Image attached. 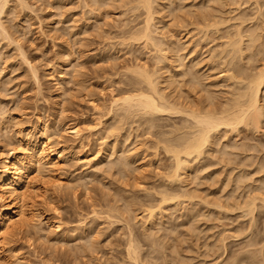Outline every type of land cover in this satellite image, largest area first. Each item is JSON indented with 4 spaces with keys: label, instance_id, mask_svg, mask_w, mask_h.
Instances as JSON below:
<instances>
[{
    "label": "rangeland",
    "instance_id": "1",
    "mask_svg": "<svg viewBox=\"0 0 264 264\" xmlns=\"http://www.w3.org/2000/svg\"><path fill=\"white\" fill-rule=\"evenodd\" d=\"M8 1L10 5L8 3L7 7L5 8V11L2 13L3 16H1V20L3 21L4 25L5 23L7 25V26L5 25V28L9 32L8 34L10 36L2 35V37H4L3 39L0 37L1 39L0 40V75H1L0 82L2 81V83H0V155L1 156L5 155L8 151L13 149L12 147L14 148L16 147L18 152H21V148L22 151H24L25 149L23 148H25L26 146L25 143L30 139L31 136H33L36 133L37 129H40L44 131L46 135L49 136L51 135L52 138L50 140H51L52 148L54 150L63 149L66 159L62 162L61 169H59L57 173L65 180L66 184L68 185H65L67 187L64 188L62 187L61 188L62 190L57 189L54 186L53 188L50 181L51 180L50 176L42 175L41 173L38 174V172L36 173L37 175L34 174V177L35 176L36 177L34 178L35 180L33 179L32 182L33 184H31L32 192H30L29 193L30 195L26 197L28 198L26 201L27 202L26 213H27V218L31 220L29 222L30 225L26 223V225H24L21 229H16L15 231H13L11 237H9L6 240V243L0 246V264H130L132 260L130 261L129 258H126L127 252L125 251L128 245L125 244H128L129 240L131 239L135 241L133 242V244H135L134 246L137 245V250L138 248L139 250L144 249V251L142 250L141 252L140 251L138 252L143 253L141 255L145 254L144 255L145 258H148V255L150 254H151L150 256L152 257H154L155 255H156L155 257H158L161 251L163 253L161 254L164 257L167 258L168 256H170L168 257L165 264H171V262L172 264H181L180 261L183 264H216L215 263L216 260H218V262L219 261L221 262L223 259H226V257H230L233 251L234 252L238 251L244 245V244L242 245V243H246V241H248L249 238L250 240L251 238L252 240L254 238L256 240L257 237L258 240L260 239L259 241H261V243H259L260 245L264 243L263 242L264 208L261 209L260 211L258 210L255 213L254 215L255 220L253 219V222L251 223L252 224L251 226L253 227H250L251 229L249 228L251 231L246 230L245 232L248 233H244L245 235L242 233L244 237L242 236L243 238L241 239V234H240L241 231L240 232L237 230L236 232L235 230L231 231L230 228H232L234 225L238 226V224L239 225L241 224L242 226L243 223L245 224L246 227L249 226L250 217L248 216L249 218L246 219L243 217L244 218L243 219V218H239L240 211L227 212L228 213L227 214L226 211L224 212V210H221L220 216L223 215V218L220 219L222 220L224 219V220L223 221L221 220L222 222L221 221L219 222L220 219L217 218L219 216L216 214L218 212L217 210L219 209L217 208L214 209V206L210 205L214 197L215 196L218 197V195L216 194H220L219 195L220 197L222 195L221 193H224L223 194L224 196L222 195L221 199L233 194L235 191H236L235 193L237 194L239 190L235 181L236 179L235 177L237 176L236 174L239 172V170L245 172L249 171L250 174H252L253 179L255 178L256 180L259 177L261 178V176L263 177L264 171L263 172L260 171L261 173H259V175L256 173L259 172V170L257 169L259 168L258 165L259 162L264 160V116L261 118L260 123L262 124L260 125L262 127L260 126V130L257 129L256 131L255 129L250 127H249L250 129L249 128L245 129L247 127L241 125L243 126V127L241 126L239 127L241 133L240 132L234 133L232 131L231 133L229 128L225 134L223 133L225 136L223 135L222 136L227 138L222 139L225 141L221 140V142L224 143L229 141V144H232V142L234 144L236 142L237 144L241 145L240 146L241 148L238 147L240 148V151H238L239 149L236 148L237 149L236 151L233 150L235 151V154L233 153L232 155L231 153V156L230 154H228L226 155V157L221 156L222 154L220 155V153L217 151V153L219 154H217L216 156L220 160H218L217 157L215 156L214 158H211L213 157L211 156L210 159L209 158L207 159V161H201L203 164L201 162L198 164V166L202 164L203 166L202 165L201 166L205 168L204 170L202 169L201 166H200L201 168H197L198 169L197 173H200V178L199 177L197 178L200 181L196 179L197 181L195 180L194 182H192L193 184H189V185L190 187L192 186V188L195 187V185H197V188L198 187L201 188V189L198 188V190H196V193H198L199 191L200 195H198V197L200 198L192 199L193 200L192 201L189 200L188 198L181 197L182 200L181 201L179 199L180 197L178 196L179 197L178 199L180 200L178 201L177 197L175 196L176 199L175 198L172 200L169 199L164 203L162 202L161 197L163 196L165 191H168L167 192L168 195L165 193L167 197H170L169 195L174 196L172 194L178 193V191L180 190L179 188L180 186L177 183L173 184L171 182L172 184H170V182L168 181L169 175H171L169 173L172 170V165L174 162L173 160H171L172 158L170 156L171 154L167 153V151L164 150L166 148L164 149L162 148L164 146L163 144L165 143L161 142L160 140H162L164 137H165L164 139H167L166 138L167 136L164 135L168 134V138L170 136H172L173 138V135H176L178 133L177 131L181 132L180 127H183L185 121L180 122L181 116L161 115L162 116L161 117L159 115H155L158 118L156 117L153 118L155 121L152 120V123L155 122L154 124L156 125H153L151 123L152 125L151 127V125L149 124L150 125L149 126L147 122V120L149 121L151 120L149 119L151 118L149 116H146L147 119L145 117H141L145 115H143L142 113H141L142 115H140L139 112H138L139 115H137V112H134L135 110L131 111L132 113L134 112L133 113L134 116H131L133 115L132 113L129 116L130 112L128 111L124 112V109H119V107L116 108L115 106L114 107L116 109L113 106L110 107V101L112 100L111 97L113 96L119 97V95L122 96L124 91L128 89H134V88L136 89V88H140L141 86L143 87L142 84L138 83L139 79L137 80L135 79L137 78V75L133 69L136 67V65H140V66L144 65L143 67L145 68L150 67L149 69L147 68L146 69L151 72L154 71L155 69L157 71L158 69L159 75L157 73L156 76L159 77L158 79L161 81V83H163V85L160 86L166 87L164 86L166 80H163L165 79L164 76L166 75H164L163 78L160 77L165 71L167 72L166 68L168 66L171 68L174 66L173 71L177 69L174 73L177 72L182 75V73L186 69H188L189 66H191L190 65L191 63H189V61L191 62L192 58L193 59L195 58L194 60H196V62L198 61L197 63H199V65L196 63V65H198L200 68L199 69L197 67L196 68L197 71L201 70L203 76H205L206 74L205 77L202 76L203 77L202 79H205L203 80V82L206 81L207 84L203 83L204 85H201L203 86V88L199 86L197 90L198 85L195 86L196 88H193L190 87L191 86L190 82H188V84L185 83V81L187 82L186 79L189 78L187 75H184L187 77L183 76V78L185 79L184 82H182L183 79L178 74L179 75L178 78L182 79V81L180 79L181 82H179L180 84L179 86H181L182 84V88L181 87L178 88V85L176 84V82L178 83L179 81L178 78H175L178 80L175 82L174 85L171 83L172 86L167 81L166 85L168 83L169 84L167 86L170 85V87L167 88V91L169 93L171 92L170 96L174 97L175 99L176 98L175 96H178L177 98H180L179 95H182L181 99L182 101H184L186 100V96L188 95L189 98L187 97V99L190 100V98H192L190 101L195 100L194 101L195 104L201 103L202 105L203 103H206L205 99L207 98L206 96H208L205 95L206 94L205 92H207L205 87L207 88V85L211 83L210 86H208L211 87V89L209 88L210 90L209 89L208 90L209 92L215 93V95L213 93L210 94H213L214 97H216L217 103L215 102L216 99L214 100V102L217 105L219 103L218 101L223 102L230 100L232 98L231 96L233 95L231 93L234 92L232 91V89L234 90V88H237L236 86L237 84L235 83L237 81H233V80L227 81L226 79L227 76L225 75V73L227 72V67H228L227 64L228 62H230V59L227 57L226 52L222 53L223 51H221L224 48L223 44L225 45L222 39H224L223 37L228 32L226 28H228L230 32L232 31L234 32L236 28H240L241 26H243V29L240 28L241 30L245 29L246 32L250 30L249 32L253 31L255 33H256L255 28H257L256 26H259V28L257 29L258 30L257 33H259L261 37H264L262 35L264 34L263 33L264 28L262 26L264 25L263 24L264 14L261 13L259 14L260 10L264 13L263 11L264 6L261 7V5H264L263 0H258L257 4L256 3L254 4L255 0H249V1L221 0L220 4H219L220 0H212V1L209 0L211 4L209 3L208 0H187V1L157 0L158 7L156 6V4L154 6L155 8L157 7L156 9L157 11L154 10L156 12L155 18L156 19L158 18L157 20H161L159 22L162 23H160L161 24L160 25L159 22H157L158 25L156 28L157 30L156 37L158 36L160 37L161 35L160 38H162L164 36V39L166 41V43H164V46H166L165 44H168L166 46L168 48H170V46L173 43H175L177 39L178 43L180 42L182 44L180 45L179 43V46L180 47L183 46L182 48L184 49L185 53L183 52V50H180L181 48L178 46L177 41H176L177 45H175L174 47L177 46L179 47L180 50L179 55L180 54L185 55L184 57L181 55L180 59H182L183 57L185 63L187 64L186 65L183 63L184 60L179 61L180 59L178 60L180 63H178L177 61L178 58L176 59V56H174L175 54L172 51L173 49H170L172 53L168 52V50L165 49V51L167 50V53H170V54H166V52L164 51L166 57H168L167 59H169V61L166 59L168 63H166V61L164 62L166 68H164L162 64L163 62L156 61V59L158 60L161 57V55L159 58H157L159 54H157L158 52L156 53V50L153 48V46L147 45L146 47L144 46L145 44L142 40H135L134 37H133L134 40L132 39V36H135L133 35L135 34L133 32L136 31V28L138 29L139 27H141V25H143V19L145 16V14L142 15L144 13L143 12L144 10L143 8H141L142 6L139 7L141 4L137 5L138 3L137 0H136L137 3L134 2L135 0L134 1L130 0L132 2H129L128 0L125 1L112 0L113 3L111 1H110L111 3L110 2L103 3L104 1L101 0L102 2L101 5L107 3L110 5V6L108 5V7L104 5L105 6L104 8L100 7L101 5H99V3H95L93 5V3H90L92 0L90 2H88V0L87 1L86 0H26L28 3L24 0L28 5V6L25 5L26 9L25 7H23V5H21L20 2H18V0H8ZM214 1L217 2L215 3ZM17 2L20 3L21 6H19ZM84 2L85 3L87 2L86 3L87 6H84L86 5ZM123 2L125 5L123 4ZM127 2H129L130 4ZM133 2L135 4L134 5L135 7L132 5ZM173 2L174 4H172ZM179 3L181 4L179 5ZM207 3H209L207 5L208 8L206 6ZM96 4H98L99 7ZM176 4L179 8L176 6ZM213 4L215 6H212ZM242 4L244 6L245 5L247 6L244 7ZM239 5H242V7H240ZM251 5L253 7H251ZM210 6H212V8ZM221 6L224 10L220 8ZM196 7L200 9H197ZM217 7L220 8L221 10L219 14L223 13L222 15L224 16V12H225V15H227L224 17L222 16V18L226 19L228 16H230L228 17L229 19L227 20L229 24L224 22V24H227V26L225 27V25L223 26L222 24L221 27H223V29L219 27L220 31L221 29L225 30L223 31L224 33L222 31L221 34H219L220 32L213 33V31L209 33L206 32L205 35L208 36V39L207 38L205 39L206 36L203 34L205 32L204 29L201 28L200 30L199 28L203 25L202 24L203 20L201 21L200 19L202 17L206 18L205 14L207 12L209 13L210 11H213V13H215L214 9L218 10ZM97 8H99L101 12ZM105 8L107 9L105 10ZM139 8H141L142 11ZM189 8H191L192 11ZM209 8H211L212 10ZM90 9H92L91 10L92 12L89 11ZM170 11L171 13L169 14ZM230 11L233 13L232 15L227 14V13H231ZM188 12L189 13L195 12L196 15L192 13L188 15ZM202 12L205 14H203ZM122 13L125 14L122 15ZM213 13L211 12L212 15ZM234 13L236 15H234ZM202 14L205 16H202ZM192 15H194L196 18ZM210 15H207V17ZM237 15L241 17V19L240 18H238L239 20L236 19L238 17ZM180 16L182 17L179 18ZM218 16L221 17V15L218 14L217 16L214 15L212 17H218ZM190 17L193 19H191ZM231 17H236V18H234V21H232L233 18ZM209 19L211 20V18ZM180 20L183 21L181 22ZM229 20H231L232 22H230ZM241 20L245 22L243 23ZM189 21H191V23H189ZM198 22L200 24H198ZM196 24L199 25L198 27L199 30L196 27L197 26ZM230 24H232V26ZM234 25H237V27L236 26H235L236 28L233 27ZM238 25L240 27H238ZM248 26L250 28H248ZM68 28H70L71 30ZM133 28L134 31L132 30ZM230 28H233L234 30ZM118 29L119 31L120 30L121 31L119 32ZM191 29L194 30V32ZM199 31H201V33H199ZM68 33L71 35H69ZM222 33H223V37L221 39L220 36H222ZM6 36L11 37L14 41L10 38L7 39L8 37L6 38ZM67 36L69 40L67 39ZM74 36L75 39H73ZM201 36H205V37H201ZM127 38H129V40ZM126 39L128 40V42H126L127 41ZM131 39L132 41H130ZM164 39L162 38L161 41L162 40L164 41ZM211 39L213 42L211 41ZM245 39H246L245 43L248 45L249 43L247 42H249V38L245 37ZM258 39L256 42H254L255 47L254 45L251 44L248 45V48L246 46L248 50L245 48L246 44L245 43L243 44L244 52H246L248 56H250L254 52L251 56L254 59L249 57L252 59V62L250 61L251 62L250 63L247 60L249 62L248 63L249 65L246 64L247 61L245 54L243 61L246 62V63L244 62L246 65L242 61L240 62L244 64L242 66L248 67V68L245 67L244 69L245 70L248 69V73L250 74L256 72L259 68L261 69L263 66L262 62H264L263 59L264 57L262 56L263 52L262 51L260 52L261 50L260 43L262 41L264 42V38H261L260 40ZM7 40L9 42H7ZM119 40L123 42V44ZM224 40H226V38ZM11 41H13L14 43H12ZM256 43L259 44V46ZM121 44L125 46H122ZM184 44H186L185 48H184ZM250 45L251 47H249ZM219 46H221L220 49L222 47L223 48L219 50ZM214 49L215 52H213ZM256 49L257 50L259 49L258 50L259 52ZM21 53L25 55V58ZM213 55H214V59H213ZM215 55L217 56V58L215 57ZM218 55L221 57H219ZM193 59H192V63L195 62ZM224 59L226 62L224 61ZM219 60H221V62L223 60V62L221 63L219 62ZM174 62H176L175 65ZM181 62L184 64L185 69H182L183 65L181 66ZM201 62H206V63L204 64ZM177 63L178 65L180 64V66H178ZM160 65L162 66L160 67ZM220 65H222L223 68ZM154 66L155 67L159 66V67L155 68ZM32 67L35 70H33ZM160 68L161 70H159ZM244 69H242V71H244ZM221 70H223V72ZM128 71L129 72L132 71L131 73L133 76ZM201 72L199 71L198 73L202 75ZM207 74H209V77H207L208 76ZM135 80L137 81L136 83ZM118 81L122 83L119 82L120 83L119 84L117 83ZM225 82L227 84H225ZM244 83H242L241 85H243ZM185 84L187 85V87ZM188 86L190 88H188ZM223 86L224 87L228 86V87L225 89ZM175 87H177L175 89L177 90V93L174 90ZM222 87L224 89H222ZM200 88L205 91L199 93L201 92ZM212 88L215 90L211 91L213 90ZM186 89H188V92ZM228 89L229 91L232 92H229ZM191 90L194 91V93ZM220 90L221 92L225 91L223 92L224 97L221 96L222 94ZM167 91L165 92L167 93ZM180 91H183L184 93L181 92L180 94ZM172 92L173 94H179V95H172ZM185 92L187 94L186 96L184 95L185 96L184 97L183 94H185ZM197 92L199 93L200 97L205 95V98L197 97L198 95ZM188 93H190V95ZM191 95L193 96L190 97ZM262 95L264 98V94ZM195 98L199 100V102L200 100L201 101L205 100V101L198 103ZM226 98L227 99L230 98V99L225 100ZM263 100L262 103L264 102ZM208 102L209 100L207 101V103ZM115 110L116 112H114ZM121 112H124L125 114ZM127 112L129 114H127ZM120 115H121L120 118L121 120L119 119L120 120L119 121L118 118L120 117ZM138 116L140 118H138ZM122 117L125 120V122L122 119ZM133 117L135 118L133 119ZM161 118L163 119L161 120ZM182 118L184 119V117ZM114 119L116 121H114ZM127 119L130 120L127 121ZM121 121H123V123ZM116 123H118V126L115 125L114 128L113 125ZM181 123L184 124L180 126ZM130 124L132 125L131 129H129ZM144 125H146V127ZM68 126L76 127L78 130H80L79 135L75 137L73 134L71 135L70 133L69 134L64 133L65 132L64 129ZM147 126L149 128L151 127L152 129L149 130ZM171 126L173 127L172 130H175V128H179L180 130L177 129L176 132L174 131L176 134L173 133L172 135ZM165 131L167 132V134ZM161 132H164L165 134ZM161 134L162 137L160 136ZM158 140L161 142L160 144ZM243 142L245 143V145H248V148L246 146L247 149L246 150L244 149L245 150L244 152L242 149V145H244ZM127 148L128 150H126ZM119 150H122L123 152L122 151L120 152ZM125 151L129 152V153L127 152L130 155L129 160L127 159L128 155H126L127 153ZM120 153L124 155H121ZM207 153H205V155ZM123 156H125L126 158L124 159V161L126 160L125 161L127 163L126 165L124 164V161L122 163ZM207 157L208 155L205 158ZM130 158L133 161H131ZM205 158H203L202 160H205ZM227 158H229L228 160L229 163L225 162ZM208 160L210 161V163L211 160L212 162H215V160L220 162L216 161V164L212 163V165L211 164L208 165L206 164L207 162L209 163ZM115 161H117L118 163ZM131 162L134 163V165H131L132 164ZM142 164H144V166L140 168L139 166H141ZM122 166L124 168H122ZM87 167H93L94 170L92 169V171L91 170L89 171ZM199 169L200 171L201 170L202 171L200 172ZM256 170L258 171L255 173ZM167 174H169L168 178H166ZM212 174L214 177L212 176ZM210 175L211 178L213 177L212 179L208 178L210 177ZM197 182L201 184L199 185V183ZM222 186L224 188H222ZM163 187L166 188V190L164 189V192L158 190L161 188L163 189ZM177 188L179 189L177 190ZM248 189H249L248 187L244 188L243 190L240 189V193L245 194V192H247ZM181 191L182 190L179 191V194H182ZM170 192L172 193L170 194ZM205 197L207 199H205ZM201 198L205 200L210 199L209 205L210 207L211 206L212 207L211 208L206 207L207 209L203 210L205 209L203 208L205 206L202 205ZM224 199L226 200V198ZM188 200L190 202L191 201L194 202L195 205L201 200L200 202L201 204L196 205V206L202 205V208H200L201 210L199 211ZM159 201L161 202L159 203ZM159 205L163 207L160 208L161 210L159 209L160 213L156 211L158 210ZM191 207L193 208L195 207L193 211L196 212L197 211L202 212V210L206 212L207 210H209L210 211L209 213L211 214V210H214L212 212H216V213L211 214L212 215V216L210 215L211 217L208 216L209 218L207 217L203 220L201 219L202 217H200L202 215L200 216L198 215L197 217L198 219L195 217L197 219L196 220L195 218H192V216H197V215L192 214ZM148 208L153 209L157 213V216L159 217L162 216V218L158 217L157 218L158 221L157 220L152 221L148 219L149 221H152L150 223L147 220V218H149L147 217L148 211L146 212V210H149ZM189 208L191 210H189ZM128 209H130L131 211ZM127 210L130 212H128ZM188 210L191 211L189 213L192 214V216L190 215L191 218L190 216L185 214V213L188 214L189 212ZM196 212H194V214H197ZM226 214H227V218L225 217ZM126 216L128 217L129 220L126 218ZM124 217L128 221V223L130 222L129 224L126 223ZM240 217L242 216L240 215ZM192 219L195 220L193 221ZM158 222L161 223V226L159 227L157 224ZM192 223H194V226ZM56 225H59V228H55ZM229 225L230 226L233 225V226L229 227ZM192 226L195 228H193ZM144 228L145 230L147 229L148 230L145 231ZM160 228L162 230H160ZM194 229L195 231L197 230L196 233L194 232ZM224 230L226 232H224ZM148 231H149V237L152 236L151 238L152 241L154 240L153 236L156 235L155 238L158 237L156 238L157 242L159 243L160 241H162V243H160L159 245L161 244L164 245L169 243V245H172L171 248L173 246H176L177 249L178 248L179 249L178 250L176 249V251L172 249L173 250L172 252L170 248H168L169 246L167 245L166 248L165 245L164 247L166 249L164 248L163 250H161V248H163V245H161L159 251L157 250V254H159L157 256L156 252L151 249L154 247V245L157 244V242L156 244H154L155 242H153L154 244L153 247L149 245V243H151V239L150 238L148 239V233H147ZM151 231H153L154 233ZM249 232L252 234H250ZM168 233L170 236L167 235ZM222 233L227 234L225 238L228 236L225 242L226 244H228L226 248L227 255L225 254V252H222L224 250L223 247L218 248V250L220 249L219 251L215 249V251L219 252L217 254L213 253V250L212 252L210 251L213 244L219 245L222 243L219 240L224 238L225 234L223 235ZM168 239H170L169 241H171V243L168 241ZM217 240H219L220 243H216ZM260 245L257 244V246H255L256 248L255 247L254 248L260 249L259 248ZM262 250H263L262 257L264 258V247L262 248ZM205 251L206 252L208 251L207 254ZM144 252L149 254L147 255ZM175 252L178 254H176ZM164 253H166L167 255ZM212 253L216 255L213 256ZM220 253H222V255ZM163 256L160 255V257ZM139 257L141 256L139 255ZM172 257H173V261L171 260ZM174 257H176V259ZM143 258L141 259V262L144 261ZM166 258L164 259L166 260ZM127 260L130 262H128ZM157 261H159L158 263L161 264L160 260L157 259ZM168 261L169 263H167ZM250 261L251 260L249 259V261L246 262H250ZM163 263L164 262H162V264ZM262 263L264 264V262Z\"/></svg>",
    "mask_w": 264,
    "mask_h": 264
},
{
    "label": "bare ground",
    "instance_id": "2",
    "mask_svg": "<svg viewBox=\"0 0 264 264\" xmlns=\"http://www.w3.org/2000/svg\"><path fill=\"white\" fill-rule=\"evenodd\" d=\"M26 1V0H25ZM24 0H18V2H20L21 3V5H23V7H25V9H26V6H28L27 4H26V2H25ZM87 1V0H86ZM91 0H88V2H90ZM93 1H95V2H93ZM104 2L103 3H106V2H112V0H103ZM115 1V0H114ZM119 1V0H118ZM125 1V0H124ZM129 2H132V1H130V0H128ZM134 1V0H133ZM156 1V2H155ZM162 1H164V0H162ZM176 1V0H175ZM181 1V0H180ZM183 1V0H182ZM187 1V0H186ZM209 1V0H208ZM212 1V0H211ZM242 1H244V0H242ZM249 1V0H248ZM264 1V0H263ZM12 2V1H11ZM17 2V4H19V6H21L20 5V3H18ZM110 2V3H111ZM129 2H127V3H129ZM134 2H136V0L134 1ZM134 2H133V6L135 5L134 4ZM138 2V3H137ZM137 5H139V4H141L139 7H141V8H143V14L142 15H144L145 14V16H144V19H143V25H141V27H139L138 29L136 28V31L135 32H133V33H135V34H133V35H135V36H132V39H133V37H134V39L135 40H142L143 42H144V46H146L147 47V45H149V46H153V48L156 50V53L157 54H159V56L157 57V58H159L160 57V55H161V57L157 60L156 59V61H160V62H163L162 64H163V66H164V68H166L165 67V65H164V62L166 61V59L168 58V57H166V54H170V53H167V50H168V52H171V50L170 49H173L172 51H173V53L175 54L174 56H176V59H177V61L181 58V55L182 54H180L179 55V52H180V50H183V52H184V49L182 48L183 46H179V43H178V40L176 39V41H177V44H178V46L181 48L180 50H179V47L177 46V47H174L175 45H177L176 44V41H175V43H171L170 41V43L173 45V47H172V45L170 46V48H168V47H166L168 44H165L166 46H164V43H166V41H165V39H164V36L162 37L163 39H164V41L162 40L161 41V39L162 38H160L161 37V35H160V37L158 36V37H156V28H157V22H159V21H161V20H157L156 18H155V16H156V12L154 11V10H156L157 9V0H137ZM215 2V1H214ZM213 2V3H214ZM217 2V1H216ZM215 2V3H216ZM220 2H221V0L219 1V4H220ZM241 2V1H240ZM239 2V3H240ZM8 3H9V1L8 0H0V37L3 39L4 37H2V35L3 36H5V35H8V36H10L8 33V31L6 30V28H5V25H6V23H5V25H4V23H3V21L1 20V16H3L2 15V13L5 11V8L7 7V5H8ZM28 3V2H27ZM82 3V2H81ZM85 3V2H84ZM87 3V2H86ZM85 3V4H86ZM90 3H93V5L95 4V3H99V5H101V0H92ZM104 4L105 6H107L108 7V5L109 4ZM113 3V2H112ZM116 3V2H115ZM161 3V2H160ZM166 3V2H165ZM182 3V2H181ZM181 3H179V5L181 4ZM209 3H210V1H209ZM209 3H207L206 4V6L209 4ZM235 3V2H234ZM242 3V2H241ZM243 3H245V2H243ZM246 3H248V2H246ZM250 3V2H249ZM257 4L258 3V0H255V2H254V4ZM13 4H14V2H13ZM16 4V3H15ZM16 4V5H17ZM119 4V3H118ZM123 4H124V2H123ZM130 4V3H129ZM155 4H156V8L154 7L155 6ZM164 4V3H163ZM172 4H174V2L172 3ZM211 4V3H210ZM218 4V5H219ZM231 4V3H230ZM261 4H263V3H261ZM9 5H10V3H9ZM26 5V6H25ZM58 5V4H57ZM98 7H99V5L98 4H96ZM103 4L100 6V7H105ZM112 5V4H111ZM125 5V4H124ZM131 5V6H132ZM136 5V6H137ZM162 5V4H161ZM222 5V4H221ZM236 5V4H235ZM243 5V4H242ZM242 5H239L240 7H242ZM260 5V4H259ZM259 5H257V6H259ZM18 6V5H17ZM29 6H30V4H29ZM84 6H87V4L86 5H84ZM84 6H82V7H84ZM110 6V5H109ZM127 6H129V5H127ZM176 6H177V4H176ZM183 6V5H182ZM188 6V5H187ZM212 6H215L214 4L212 5ZM212 6H210L211 8H212ZM244 6V5H243ZM247 5H245L244 7H246ZM264 5H261V7H263ZM10 7V6H9ZM22 7V8H23ZM90 7V6H89ZM94 7V6H93ZM121 7H123V6H121ZM125 7V6H124ZM135 7V6H134ZM133 7V8H134ZM138 7V6H137ZM136 7V8H137ZM163 7H164V5H163ZM171 7V6H170ZM178 7V6H177ZM203 7V6H202ZM229 7V6H228ZM251 7H253L252 5H251ZM250 7V8H251ZM88 8V7H87ZM127 8V7H126ZM125 8V9H126ZM131 8V7H130ZM141 8H139V9H141ZM162 8V7H161ZM160 8V9H161ZM179 8V7H178ZM182 8V7H181ZM192 8V7H191ZM191 8H189L190 10H191ZM197 8V7H196ZM195 8V9H196ZM207 8H208V6H207ZM211 8H209V9H211ZM218 8V7H217ZM216 8V9H217ZM221 9H223L222 8V6L220 7ZM220 8H218V10H215L214 9V12L215 13H217L218 15H221V17H212V16H214V15H216L217 16V14H215V13H213V11H210L208 14L206 13V11H205V13H203V14H205V15H203L202 14V16H205L206 18H211V20L209 19H206V18H199L202 22V26L201 27H199V25H197L196 27L198 28H200V30H201V28L202 29H204V35L206 34V32L207 33H209V32H212L213 31V33L214 32H220L219 34H221V31L223 32V31H225V30H222L223 29V27H221L222 26V24H223V26L225 25V27L227 26V24H229V22L227 21L229 18L228 17H230V16H228L226 19L225 18H222V14L220 13L219 14V12H221V10H220ZM249 8V7H248ZM21 9V8H20ZM24 9V8H23ZM28 9V8H27ZM30 9V8H29ZM98 10H100L99 8H97ZM102 9V8H101ZM107 8H105V10H106ZM138 9V10H139ZM163 9V8H162ZM197 9H200V8H197ZM231 9V8H230ZM242 9V8H241ZM247 9V8H246ZM259 9V8H258ZM9 10V9H8ZM11 10H12V7H11ZM14 10V9H13ZM84 10V9H83ZM92 9H90L89 11H91ZM212 10V9H211ZM224 10V9H223ZM233 10H235V9H233ZM260 10V9H259ZM258 10V11H259ZM263 10V9H262ZM10 11V10H9ZM15 11V10H14ZM24 11V10H23ZM88 11V10H87ZM94 11V10H93ZM126 11V10H125ZM141 11H142V9H141ZM157 11V10H156ZM188 11V10H187ZM192 11V10H191ZM197 11V10H196ZM199 11V10H198ZM202 11V10H201ZM209 11V10H208ZM218 11V12H217ZM229 11V10H228ZM243 11V10H242ZM257 11V12H258ZM264 11V10H263ZM92 12V11H91ZM100 12H101V10H100ZM103 12H104V10H103ZM107 12V11H106ZM134 12V11H133ZM138 12V11H137ZM154 12H155V14H154ZM211 12L213 13V15L211 14ZM231 12V11H230ZM235 12V11H234ZM241 12V11H240ZM13 13V12H12ZM87 13V12H86ZM90 13V12H89ZM94 13H96V12H94ZM171 13V11L169 12V14ZM173 13V12H172ZM186 13V12H185ZM190 13H192V12H190ZM189 12H188V15L190 14ZM201 13V12H200ZM264 14L261 10L259 11V14ZM4 14H6V13H4ZM123 14H125V13H122V15ZM178 14V13H177ZM192 14H195V12H193ZM198 14V13H197ZM212 16H211V15ZM227 14H233L232 12L231 13H227ZM173 15V14H172ZM196 15V14H195ZM200 15V14H199ZM207 15H210V16H208L207 17ZM234 15H236L235 13H234ZM255 15V14H254ZM254 15H253V17H254ZM120 16H121V14H120ZM135 16V15H134ZM158 16V15H157ZM192 16H194V15H192ZM224 16H227V15H225V12H224ZM223 16V17H224ZM238 16V15H237ZM6 17V16H5ZM90 17V16H89ZM136 17V16H135ZM141 17V16H140ZM143 17V16H142ZM174 17V16H173ZM176 17V16H175ZM182 16H180L179 18H181ZM195 17V16H194ZM198 17V16H197ZM261 17H262V15H261ZM177 18V17H176ZM191 18V17H190ZM196 18V17H195ZM213 18V19H212ZM231 18H233L232 19V21H234V18H236V17H231ZM238 18H240L241 19V17H237L236 19H238ZM244 18H246V17H244ZM252 18V17H251ZM256 18V17H255ZM123 19V18H122ZM126 19V18H125ZM137 19H138V17H137ZM140 19V18H139ZM191 19H193V18H191ZM206 19V20H205ZM259 19H260V17H259ZM259 19H258V21H259ZM263 19V18H262ZM4 20V19H3ZM89 20V19H88ZM101 20V19H100ZM136 20V19H135ZM184 20V19H183ZM182 20V21H183ZM199 20V21H200ZM227 22H226V21ZM239 20V19H238ZM244 20V19H243ZM247 20V19H246ZM253 20V19H252ZM251 20V21H252ZM126 21V20H125ZM179 21V20H178ZM181 21V20H180ZM181 21V22H182ZM196 21H197V19H196ZM230 22H232L231 20H229ZM237 21V20H236ZM242 21V20H241ZM257 21V22H258ZM264 21V20H263ZM96 22V21H95ZM124 22V21H123ZM224 22L225 23H227V24H224ZM243 23L245 22V21H242ZM256 22V23H257ZM160 23H162V22H159V24ZM189 23H191V21H189ZM194 23V22H193ZM242 23V24H243ZM263 23V22H262ZM96 24V23H95ZM129 24V23H128ZM138 24V23H137ZM141 24V23H140ZM165 24V23H164ZM198 24H200L199 22H198ZM241 24V25H242ZM249 24V23H248ZM264 24V23H263ZM116 25V24H115ZM123 25V24H122ZM130 25V24H129ZM161 25V24H160ZM192 25V24H191ZM231 26H232V24H230ZM244 25V24H243ZM252 25H253V23H252ZM7 26V25H6ZM120 26V25H119ZM163 26V25H162ZM168 26V25H167ZM237 27V25H234L233 27ZM254 26H256V25H254ZM263 26V28H264V25H262ZM63 27V26H62ZM70 27V26H69ZM121 27V26H120ZM128 27V26H127ZM127 27H126V30H127ZM131 27V26H130ZM129 27V28H130ZM136 27V26H135ZM170 27V26H169ZM193 27H194V25H193ZM219 27H221L222 29H221V31H220V28ZM235 27V28H236ZM238 27H240L239 25H238ZM253 27V26H252ZM257 28H255V30H256V33L255 32H253V31H251V32H246L245 31V29L244 30H241V29H243V26H241L240 28H236V30H234L233 28H230V29H233L234 30V32L232 33V32H230L229 31V29L228 28H226L227 30H228V32H229V34H228V32L225 34V36L223 37V33H222V36H220L219 34V36H220V38L222 39V37L225 39L226 38V40H224V39H222V41L225 43V45L223 44V50H221L220 49V47L221 46H219V50H221V51H223L222 53H224V52H226V55H227V57L230 59V62H228V67H227V74L225 73V75L227 76L226 77V79H227V81L228 80H233V81H237V82H235L234 84L237 86V88H234V90L232 89V91H234L233 93H231V94H233L230 98H228V99H230V100H228L227 98L225 99V100H228V101H218L219 103H218V105L216 104L217 102V99H216V97H214V95H215V93H213V92H209V90L211 89V87H208V86H210V84L211 83H209V85H207V88L205 87V89H206V91L207 92H205L204 94L205 95H208V96H206L207 98L205 99L206 100V103H203L202 105H201V103L200 102H203V101H205V100H203V101H201L200 100V102H199V100H197L196 98L197 97H200V95H199V93H202V91H205V90H203V89H201L200 91L201 92H197L198 93V95H197V97L195 98L196 99V101L198 102V103H200V104H195L194 103V101L195 100H193V101H190L192 98H190V100L189 99H187V97L189 98V96L187 95L186 96V92H185V94H183V96L185 95L186 96V100H184V101H182V99H181V96L182 95H179V94H173V92H172V95H179V97L180 98H177L178 96H175L176 98L174 99V97H172V96H170L171 94V92L169 93L168 91H167V88H169L170 87V85L172 86V84L174 85L175 84V82L179 79V81H178V83L176 82V84L178 85V88L179 87H181L182 88V84H181V86H179L180 84H179V82H181L182 81V79H183V81L182 82H184V79L185 78H183V76L184 75H187L189 78H187L186 80H187V82L185 81V83H187L188 84V82H190L191 83V86L190 87H193V88H196L195 86L196 85H198L197 86V90H198V88H199V86H201V85H204L203 83H206L207 84V82L205 81V82H203V80H205V79H202L203 77H205L206 76V74H205V76H203V74H202V72H201V70H199L200 72H201V74L202 75H200L198 72L199 71H197V67L199 68V63H197L196 62V60H194L193 58V60L195 61L194 63H192V59H191V62L189 61V63H191L190 65L191 66H189L188 67V69H186L183 73H182V75L181 74H179V73H174L175 71H173L174 70V66L171 68V67H169L168 66V64H167V74L164 72L163 74H162V76H160V77H162L163 78V76L164 75H166V76H164V78L165 79H163V80H166V83H167V81L170 83V85L169 86H167L166 85V83H164V86H166V87H163V86H160V85H163V83H161V81L158 79L159 77H157L156 75H157V73H158V69H157V71H156V69L154 70V71H149V70H147V69H149V68H145V67H143V66H140V65H136V67L133 69L134 70V72L136 73V75H137V78H135L136 80L137 79H139V81H138V83L139 84H142L143 85V87L141 86L140 88H134V89H128V90H125L124 91V93H123V95L121 96V95H119V97L118 96H113V97H111L112 98V100L110 101V107L111 106H115L116 108H118L119 107V109H124V112L125 111H128V112H130V114L127 112V114H129V116L131 115V111L133 110H135L134 112H137V115H145V116H141V117H145L146 119H147V117L146 116H149V117H151V118H149V119H151L150 121L149 120H147V122H148V125L150 124L151 125V123H152V120L153 121H155L153 118H155L156 116L155 115H159V116H161V115H172V116H181V119H180V122L182 121H185V124L184 123H181V125L180 126H182L183 124V127H180V129H181V132H179V131H177V129L178 130H180L179 128H175V130H172L173 129V127L171 128V134L173 135V133H175L176 131L178 132L176 135H173V138H172V136H170L169 138H168V134H167V132H166V134L167 135H164V136H167L166 138L167 139H162V140H164V141H162V140H160V137H159V140L161 141V142H163V143H165V144H163L164 146L162 147L163 149L164 148H166V149H164L165 151H167V153H169V154H171L170 156L172 157L171 158V160H173V165H172V170H171V172L169 173V174H171V175H169V174H167V177L166 178H168V175H169V179H168V181L170 182V184H174V183H177V184H179V188H180V190H182L181 192H182V194H179V191H178V193H176V194H172V195H174V196H171V195H169L170 197H167V192L168 191H165V193L167 194H163V196L161 197V200H162V202H166V201H168L169 199H174L175 198V196L177 197V200L178 201H180L181 200V197H184V198H188L189 200H192V199H195V198H200V197H198V195H200V193H199V191H198V193H196V190H198V188L199 189H201L200 187H198L197 188V185H195V187H193L192 188V186L190 187V185L189 184H193L192 182H194L196 179L198 180V178L197 177H199L200 178V173H197L198 172V169L197 168H201L203 165V163L201 162V161H207V159L209 158L210 159V157L211 156H213V157H211V158H214V156L215 157H217L216 155L217 154H219L220 153V155L221 156H224V157H226V155H228V154H230V156H231V153H232V155H233V153L235 154V151L237 150L236 148H238V147H240L241 145H239V144H237L236 142L233 144V142H232V144H229V141L228 142H224V143H222L221 142V140L222 139H225V138H227V137H223V136H225L224 134L228 131V128L230 129V132L232 131V132H234V133H238V132H240V129H239V127L241 126V125H243V126H245V127H247V128H245V129H248L249 127L250 128H253V129H255L256 131H257V129L258 130H260V124H262V123H260L261 122V118L264 116V102L262 103V100L264 99L263 98V95L262 94H264V62H262V64H263V66H262V68L260 69H256L257 71L256 72H253V73H248V69L247 70H245L244 68L246 67H244V66H242V65H244L246 62L245 61H243V59H244V54L246 55V61L248 60L249 62L251 61L252 62V59H254L253 57H251L252 56V54L254 53H250L251 55L250 56H248L247 54H246V52H244V43L246 42V39H245V37H248L249 38V42H247V43H249V44H251V45H254V42H256L257 41V39L258 40H260L261 38H264V37H261L260 35H259V33H257L258 32V28H259V26H256ZM261 27V26H260ZM8 28V27H7ZM54 28V27H53ZM67 28V27H66ZM71 28V27H70ZM70 28H68V29H70ZM123 28H125V27H123ZM171 28V27H170ZM199 28H198V30H199ZM247 28V27H246ZM248 28H250L249 26H248ZM9 29V28H8ZM57 29V28H56ZM121 29V28H120ZM155 29V30H154ZM168 29V28H167ZM54 30V29H53ZM71 30V29H70ZM133 31H134V28L132 29ZM131 30V31H132ZM164 30H166V29H164ZM172 30V29H171ZM192 30V29H191ZM251 30H252V28H251ZM64 31V30H63ZM68 31V30H67ZM118 31H119V29H118ZM121 31V30H120ZM119 31V32H120ZM163 31V30H162ZM161 31V32H162ZM187 31V30H186ZM193 32H194V30H192ZM203 31V30H202ZM244 31V32H243ZM128 32V31H127ZM168 32V31H167ZM174 32V31H173ZM196 32V31H195ZM261 32H262V30H261ZM123 33H124V31H123ZM129 33H131V32H129ZM160 33V32H159ZM163 33V32H162ZM182 33H184V32H182ZM197 33V32H196ZM199 33H201V31H199ZM264 33V32H263ZM66 34H67V32H66ZM69 34V33H68ZM73 34V33H72ZM171 34V33H170ZM178 34V33H177ZM211 34V33H210ZM69 35H71V34H69ZM129 35V34H128ZM215 35H216V33H215ZM263 36H264V34H262ZM8 36H6V38L8 37ZM15 36V35H14ZM13 36V37H14ZM119 36H121V35H119ZM126 36H127V34H126ZM187 36V35H186ZM206 36V35H205ZM205 36H201V37H205ZM212 36V35H211ZM261 38H260V37ZM166 37V36H165ZM180 37V36H179ZM12 39L11 37H8L7 39ZM130 38V37H129ZM129 38H127L128 40H129ZM159 38H160V40H159ZM168 38V37H167ZM175 38H177V37H175ZM188 38H189V35H188ZM208 39V36H206L205 37V39ZM217 38V37H216ZM67 39H68V36H67ZM73 39H75V36H74V38ZM124 39V38H123ZM126 39V40H127ZM132 39L130 40V41H132ZM133 39V40H134ZM169 39V38H168ZM178 39H180V38H178ZM1 40V39H0ZM13 40V39H12ZM69 40V39H68ZM125 40V39H124ZM128 40L126 41V42H128ZM170 40V39H169ZM172 40H173V37H172ZM202 40V39H201ZM215 40V39H214ZM248 40V39H247ZM14 41V40H13ZM13 41H11L12 43H14ZM120 41V40H119ZM183 41V40H182ZM209 41H210V39H209ZM208 41V42H209ZM211 41H212V39H211ZM226 41V42H225ZM262 41V40H261ZM261 41H259V42H261ZM7 42H9L8 40H7ZM10 42V43H11ZM121 42V41H120ZM119 42V43H120ZM125 42V43H126ZM174 42V41H173ZM213 42V41H212ZM122 44H123V42H121ZM140 43V42H139ZM170 43H169V45H170ZM197 43H199V42H197ZM258 43V42H257ZM256 43V44H257ZM16 44H19V43H16ZM15 44V45H16ZM121 44V45H122ZM218 44V43H217ZM246 44V43H245ZM248 44V45H249ZM12 45H14V44H12ZM130 45V44H129ZM131 45H132V43H131ZM139 45V44H138ZM141 45H142V43H141ZM180 45H182L181 43H180ZM185 45L186 44H184V48H185ZM199 45V44H198ZM248 45L246 44L245 45V48H246V46H247V48H248ZM251 45L249 46V47H251ZM258 46H259V44H257ZM17 46V45H16ZM122 46H125V45H122ZM260 52L262 51L263 53H262V56L264 57V42L262 41L261 43H260ZM20 47V46H19ZM145 47V48H146ZM164 47H166V48H164ZM172 47V48H171ZM188 47V46H187ZM254 47H255V45H254ZM152 48V47H151ZM150 48V49H151ZM152 48V49H153ZM212 48V47H211ZM246 48V49H247ZM257 48V47H256ZM18 49V48H17ZM153 49V50H154ZM165 49H167L166 51H165ZM251 49V48H250ZM249 49V50H250ZM21 50V49H20ZM191 50V49H190ZM248 50V49H247ZM257 50V49H256ZM255 50V51H256ZM259 50V49H258ZM257 50V51H258ZM150 51V50H149ZM152 51V50H151ZM166 52V54H165V52ZM211 51V50H210ZM246 51V50H245ZM20 52V51H19ZM153 52H155V51H153ZM213 52H215V49H214V51ZM220 52V51H219ZM259 52V51H258ZM258 52H257V54H258ZM172 53V52H171ZM182 53V52H181ZM185 53V52H184ZM191 53V52H190ZM190 53H189V55H190ZM221 53V54H222ZM23 56H24V58H25V55L23 54V53H21ZM186 54H188V53H186ZM214 54V53H213ZM218 54V53H217ZM256 54V53H255ZM63 55V54H62ZM67 55H69V54H67ZM154 55H155V53H154ZM173 55V54H172ZM193 55V54H192ZM211 55H212V53H211ZM224 55V54H223ZM222 55V56H223ZM168 56V55H167ZM170 56V55H169ZM183 57L185 56V55H182ZM196 56V55H195ZM219 56V55H218ZM260 56V55H259ZM65 57V56H64ZM70 57V56H69ZM182 57V59H180L179 61H183L184 60V58ZM212 57V56H211ZM210 57V58H211ZM215 57L217 58V56L215 55ZM219 57H221V56H219ZM224 57V56H223ZM226 57V56H225ZM226 57V58H227ZM249 57H251V58H249ZM255 57V56H254ZM135 58V57H134ZM156 58V57H155ZM174 58V57H173ZM185 58H187V57H185ZM190 58V57H189ZM249 58V59H248ZM257 58V57H256ZM258 58H260V57H258ZM175 59V58H174ZM174 59H173V61H174ZM199 59V58H198ZM213 59H214V55H213ZM262 59V58H261ZM264 59V58H263ZM153 60V59H152ZM155 60V59H154ZM168 61H169V59H167ZM171 60V59H170ZM187 60V59H186ZM190 60V59H189ZM204 60V59H203ZM210 60H212V59H210ZM209 60V61H210ZM146 61V60H145ZM178 61V63H180ZM214 61V60H213ZM224 61H225V59H224ZM245 62L244 64L243 63H240V62ZM247 61V63L246 64H248L249 62ZM256 61V60H255ZM29 62V61H28ZM134 62V61H133ZM172 62V61H171ZM208 62V61H207ZM219 62H221V60H219ZM222 62H223V60H222ZM221 62V63H222ZM226 62V61H225ZM250 62V63H251ZM156 63V62H155ZM166 63H168L167 61H166ZM165 63V64H166ZM178 63H177V65H178ZM183 63L184 64H186L185 63V60L183 61ZM182 62H181V66L183 65V68L182 69H185L184 68V64H183ZM187 63H188V61H187ZM196 63L198 64V65H196ZM201 63H206V62H201ZM213 63H215V62H213ZM218 63V62H217ZM216 63V64H217ZM260 63V62H259ZM28 64V63H27ZM130 64V63H129ZM159 64V63H158ZM170 64H172V63H170ZM169 64V65H170ZM176 64V62H174V65ZM225 64V63H224ZM245 64V65H246ZM253 64H254V62H253ZM252 64V65H253ZM256 64V63H255ZM187 65V64H186ZM202 65V64H201ZM200 65V66H201ZM219 65V64H218ZM217 65V66H218ZM249 65V64H248ZM257 65V64H256ZM31 66V65H30ZM146 66V65H145ZM162 65H160V67H161ZM178 66H180V64L178 65ZM177 66V67H178ZM220 66H222V65H220ZM225 66V65H224ZM255 66V65H254ZM127 67V66H126ZM134 67V66H133ZM132 67V68H133ZM155 67V66H154ZM153 67V68H154ZM159 67V66H158ZM158 67H155V68H158ZM177 67H175V68H177ZM249 67H251V66H249ZM35 68V67H34ZM181 68V67H180ZM187 68V67H186ZM213 68V67H212ZM217 68V67H216ZM222 68H223V66H222ZM246 68H248V67H246ZM32 69H33V67H32ZM165 69V70H166ZM200 69V68H199ZM204 69V68H203ZM242 69H244V71H242ZM251 69V68H250ZM30 70H31V68H30ZM33 70H35V69H33ZM128 70V69H127ZM132 70V69H131ZM132 70V71H133ZM159 70H161V68L159 69ZM179 70V69H178ZM224 70V69H223ZM223 70H221L222 72H223ZM253 70V69H252ZM132 71H128L129 73H131ZM164 71V70H163ZM247 71V72H246ZM250 71V70H249ZM32 72V71H31ZM208 72V71H207ZM206 72V73H207ZM244 72H246V73H244ZM127 73V72H126ZM128 73V74H129ZM181 73V72H180ZM134 74V73H133ZM180 75V77L182 78H178V76ZM38 75V74H37ZM131 75H132V73H131ZM130 75V76H131ZM158 75H159V73H158ZM208 76L207 77H209V74H207ZM1 76V75H0ZM133 76V75H132ZM187 76H184V77H187ZM203 76V77H202ZM222 77H224V76H222ZM36 78V77H35ZM175 78H178V79H175ZM221 78V77H220ZM39 79V78H38ZM37 79V80H38ZM161 79V78H160ZM180 79H181V81H180ZM225 79V80H226ZM128 80V79H127ZM135 80V83L137 82ZM162 80V79H161ZM206 80H207V78H206ZM210 81V80H209ZM224 81V80H223ZM226 81V82H227ZM244 81H245V83H244ZM62 82V81H61ZM120 81H118L117 83H119ZM218 82V81H217ZM225 82V84H227ZM0 83H2V81L0 82ZM63 83V82H62ZM120 83H122V82H120ZM119 83V84H120ZM131 83V82H130ZM172 83V84H171ZM190 83H189V85H190ZM242 83H244L243 85H241ZM184 84V83H183ZM217 84V83H216ZM215 84V85H216ZM224 84V85H225ZM238 84H239V86H238ZM128 85V84H127ZM135 85V84H134ZM186 85V84H185ZM220 85V84H219ZM123 86V85H122ZM125 86V85H124ZM129 86V85H128ZM127 86V87H128ZM132 86V85H131ZM206 86V85H205ZM232 86V85H231ZM183 87H184V85H183ZM186 87H187V85H186ZM189 86H188V88H190ZM202 88H203V86H201ZM214 87H216V86H214ZM217 87H218V85H217ZM221 87V86H220ZM224 87V86H223ZM222 87V89H226L228 86H226V87H224L223 88ZM230 87V86H229ZM233 87H234V85H233ZM232 87V88H233ZM61 88V87H60ZM123 88V87H122ZM177 87H175L174 88V90L176 89ZM180 88V89H181ZM210 88V89H209ZM124 89H126V88H124ZM179 89V90H180ZM184 89V88H183ZM209 89V90H208ZM213 89V88H212ZM231 89V88H230ZM118 90V89H117ZM121 90V89H120ZM178 90V91H179ZM182 90V89H181ZM187 90V92H188V89H186ZM215 89H213V90H211V91H214ZM217 90V89H216ZM165 91H167V93L165 92ZM172 91V90H171ZM176 91V93H177V90H175ZM190 91V90H189ZM192 91V90H191ZM228 91H229V89H228ZM232 91H229V92H232ZM122 92H123V90H122ZM181 92H183V91H180V94H181ZM193 93H194V91H192ZM220 92H221V90H220ZM223 92H225V91H222L221 92V96H223ZM169 93V94H168ZM179 93V92H178ZM184 93V92H183ZM192 93V94H193ZM210 93H213V94H210ZM219 93V92H218ZM113 94V93H112ZM111 94V95H112ZM118 94V93H117ZM120 94V93H119ZM189 95H190V93H188ZM226 94V93H225ZM227 94H228V92H227ZM114 95V94H113ZM194 95V94H193ZM193 95H191L190 97H192ZM203 95V94H202ZM205 95H203V96H201L202 98H205ZM230 95V94H229ZM184 96V97H185ZM220 96V95H219ZM220 96V97H221ZM173 99H172V98ZM183 97V98H184ZM200 97V98H201ZM224 97V96H223ZM217 98H218V95H217ZM222 98V97H221ZM181 99V100H180ZM185 99V98H184ZM216 99V100H215ZM189 100V101H188ZM209 100V104L207 103V101ZM214 100H215V102H214ZM221 100V99H220ZM264 101V100H263ZM191 102V103H190ZM214 102V103H213ZM112 103V104H111ZM207 104V105H206ZM216 104V105H215ZM262 104H263V106H262ZM114 107V108H115ZM115 108V109H116ZM113 109V108H112ZM114 110V109H113ZM110 111V110H109ZM112 111V110H111ZM122 111V110H121ZM114 112H116V110L114 111ZM118 112V111H117ZM124 112H121V113H124ZM133 112V113H134ZM138 112H139V114H138ZM111 113H113V112H111ZM132 113V114H133ZM142 113V114H141ZM116 114V113H115ZM118 114V113H117ZM125 114V113H124ZM114 115V114H113ZM151 115V116H150ZM117 116V115H116ZM123 116V115H122ZM131 116H134V114L133 115H131ZM119 117V116H118ZM125 117V116H124ZM128 117V116H127ZM136 117V116H135ZM135 117H133V119L135 118ZM162 117V116H161ZM168 117V116H167ZM182 117H184V119L182 118ZM121 118V115H120V117L118 118V120ZM132 118V117H131ZM138 118H140L139 116H138ZM156 118H158V117H156ZM176 118V117H175ZM122 119H123V117H122ZM163 118H161V120H162ZM171 119V118H170ZM117 120V121H118ZM121 120V119H120ZM119 120V121H120ZM124 120V119H123ZM128 120H130V119H127V121ZM145 120V119H144ZM167 120H168V118H167ZM114 121H116L115 119H114ZM146 121V120H145ZM145 121H144V124H145ZM158 121V120H157ZM156 121V122H157ZM178 121H179V119H178ZM122 123H123V121H121ZM124 122H125V120H124ZM150 122V123H149ZM130 123V122H129ZM155 122H153L152 124L153 125H156V124H154ZM179 123V122H178ZM120 124V123H119ZM132 124V123H131ZM130 124V128L129 127H127V128H129V129H131V127H132V125ZM147 124V123H146ZM172 124V123H171ZM115 125H117L118 126V123H116V124H114L113 125V127L115 128ZM149 125V126H150ZM167 125V124H166ZM174 125V124H173ZM145 127H146V125H144ZM243 126H241V127H243ZM126 127V126H125ZM148 127V126H147ZM151 127H152V125H151ZM149 128V130H151L152 128ZM154 127V126H153ZM170 127V126H169ZM262 127V126H261ZM121 128V127H120ZM127 128H125V129H127ZM147 128V129H148ZM249 128V129H250ZM124 129V130H125ZM128 129V130H129ZM168 129H170V128H168ZM252 129V130H253ZM65 132L64 133H70L71 135L73 134L75 137L76 136H78L79 135V131L80 130H78L76 127H66L65 129ZM183 130V131H182ZM241 130H242V128H241ZM35 131V130H34ZM146 131V130H145ZM162 131V130H161ZM175 131V132H174ZM247 131V130H246ZM254 131V130H253ZM231 132V133H232ZM244 132V131H243ZM128 133H129V131H128ZM128 133H127V135H128ZM150 133V132H149ZM159 133V132H158ZM161 133H164V132H161ZM168 133H170V132H168ZM224 133V134H223ZM233 133V134H234ZM241 133V132H240ZM51 134H53V133H51ZM56 134V133H55ZM165 134V133H164ZM130 135V134H129ZM155 135V134H154ZM170 135V134H169ZM223 135V136H222ZM57 136H58V134H57ZM56 136V137H57ZM159 136V135H158ZM161 137H162V134L160 135ZM238 136H239V134H238ZM223 137V138H222ZM52 137H51V135L49 136V135H46L45 133H44V131H42V130H40V129H37L36 130V133L33 135V136H31L30 137V139L25 143L26 144V146H25V148H23V149H25L24 151H22V148H21V152H18V150L16 149V147L14 148V147H12L13 149H11L10 151H8L5 155H3V156H1L0 155V246L1 245H3V244H5L6 243V240L9 238V237H11V234H12V232L13 231H15L16 229H21L24 225H26V223L27 224H29V222L31 221L30 219H28L27 218V213H26V204H27V199L28 198H26V197H28V195H30L29 193L30 192H32V185L31 184H33L32 182H33V179L36 177H34V174L35 175H37L36 173L38 172V174L39 173H41L42 175H48V176H50L51 178V184H52V187L54 186V187H56L57 189H61L62 187L64 188V187H67V186H65V185H68V184H66V182H65V180L60 176V175H58V171H59V169H61V165H62V162L66 159V156L64 155V151H63V149L61 150H54L53 148H52V144H51V139ZM127 138V137H126ZM236 138V137H235ZM238 138V137H237ZM156 139H157V137H156ZM158 140V141H159ZM230 140V139H229ZM159 141V144L161 143ZM222 141H225V140H222ZM226 141H227V139H226ZM11 142V141H10ZM240 142V141H239ZM118 143V142H117ZM244 143V142H243ZM119 144V143H118ZM120 145V144H119ZM122 145V144H121ZM117 146V145H116ZM161 146V145H160ZM246 146H247V148H248V145H245V143H244V145H242V149H243V152L247 149L246 148ZM119 147V146H118ZM117 147V148H118ZM159 147V146H158ZM158 147H156V148H158ZM216 147V148H215ZM234 147H235V149H234ZM253 147V146H252ZM117 148H115V149H117ZM120 148V147H119ZM122 148V147H121ZM124 148V147H123ZM161 148V147H160ZM233 148V149H232ZM241 148V147H240ZM240 148H238L239 150L238 151H240ZM245 149V150H244ZM126 150H128V148L126 149ZM233 150H235V151H233ZM20 151V150H19ZM120 152L122 151V150H119ZM216 151V152H215ZM217 151L219 152V153H217ZM242 151V150H241ZM23 152V153H22ZM123 152V151H122ZM126 152V151H125ZM128 152V151H127ZM126 152V153H127ZM210 153V154H208V153ZM216 154H215V153ZM242 152V153H243ZM129 153V152H128ZM126 154V155H128V157H127V159L129 160V154ZM205 153H207L206 155H205ZM213 153H214V155H213ZM239 153H241V152H239ZM121 155H124V154H122V153H120ZM125 155V156H126ZM204 155H205V157L208 155V157L207 158H205L204 157ZM236 155H238V154H236ZM125 156H123L122 158V163H123V161H124V159H126L125 158ZM121 157V156H120ZM133 158V157H132ZM203 158H205V160H202ZM119 159V158H118ZM217 159L218 160H220L218 157H217ZM222 159H223V157H222ZM221 159V160H222ZM130 160H131V158H130ZM228 160H229V158H227V160L225 161V162H228ZM231 160V159H230ZM119 161V160H118ZM126 161V160H125ZM124 161V164L126 165L127 163ZM131 161H133V160H131ZM209 161V160H208ZM216 161L217 160H215V162H212V160H211V163H210V161H209V163L207 162H205L206 164H211L212 165V163H215L216 164ZM223 161V160H222ZM264 161V160H263ZM263 161H261V162H259V168H257L258 170H259V172H257L258 170H256L255 171V173L256 174H258L259 175V173H261V172H263L264 170V162ZM115 162H117V161H115ZM202 163L201 165H199L198 166V164L199 163ZM217 162H220V161H217ZM118 163V162H117ZM130 163V162H129ZM128 163V164H129ZM132 163V162H131ZM135 163H136V161H135ZM229 163V162H228ZM261 163V164H260ZM97 164V163H96ZM115 164V163H114ZM222 164V163H221ZM242 164V163H241ZM121 165V164H120ZM123 165V164H122ZM131 165H134V163H132ZM130 165V166H131ZM244 165V164H243ZM257 165V166H258ZM129 166V165H128ZM144 166V164H142L141 166H139L140 168L141 167H143ZM198 166V167H197ZM201 166V167H200ZM127 167V166H126ZM125 167V168H126ZM171 167V166H170ZM235 167V166H234ZM122 168H124L123 166H122ZM121 168V169H122ZM133 168V167H132ZM137 168V167H136ZM135 168V169H136ZM87 169H89V171L91 170L92 171V169L94 170V168L93 167H87ZM128 169V168H127ZM129 169H131V168H129ZM139 169V168H138ZM202 169L204 170L205 168H203L202 167ZM126 170V169H125ZM248 170V169H247ZM123 171H124V169H123ZM122 171V172H123ZM199 171H200V169H199ZM202 171V170H201ZM200 171V172H201ZM261 171V172H260ZM216 172V171H215ZM125 173V172H124ZM127 173V172H126ZM255 173H253V174H255ZM199 176H198V175ZM209 174H211V173H209ZM124 175V174H123ZM237 176L235 177L236 179H235V181H236V184H237V187H238V192H239V194H238V192H237V194L235 193H233V194H231V195H229V196H226V197H224V198H226V200L224 199H221L222 197V195L224 194V193H221L222 195L219 197V195L220 194H216V195H218V197H214V199H213V201H211V204H210V202H209V200H205V199H207L206 197H205V199H202L201 198V200H202V202H201V200H200V202L202 203V205L203 206H205V207H203V208H205V209H203V210H206L208 207L209 208H211L212 206H214V209L215 208H217V209H219V210H217L218 212L216 213V212H212V211H214V210H211V214H213V213H216L219 217H217V218H223V215L222 216H220V211L221 210H224V212L226 211V213L227 212H233V211H240V215L242 216V217H240V215H239V218H249L250 217V224H249V226H245V224H244V226H243V224H242V226H241V224L239 225L238 224V226H236V225H232V226H230L229 225V227H232V228H230V230L231 231H233V230H235V232H236V230L237 231H241V239L244 237L243 236V234L244 233H248V232H245L246 230L248 231H251L250 229V227H253V226H251L252 224V222H253V219L255 220V213L259 210H261V209H263L264 208V175H263V177L261 176V178H260V180H259V178L256 180L255 178L253 179V177H252V174H250V172L248 171V172H245V171H240L239 170V172L236 174ZM48 176H45V177H48ZM212 176H213V174H212ZM125 177V176H124ZM207 177V176H206ZM214 177V176H213ZM212 177V178H213ZM43 178V177H42ZM209 179H212L211 178V175H210V177H208ZM165 179V178H164ZM35 180V179H34ZM196 180V181H197ZM228 180H229V177H228ZM227 180V181H228ZM191 181V182H190ZM198 181H200V180H198ZM202 181V180H201ZM258 181V182H257ZM35 182V181H34ZM172 182V183H171ZM258 184H257V183ZM196 183V182H195ZM194 183V184H195ZM197 183H199V182H197ZM49 184H50V182H49ZM177 184H175V185H177ZM201 183H199V185H200ZM46 185V184H45ZM198 185V186H199ZM163 186V185H162ZM47 187H49V186H47ZM53 187V188H54ZM167 187H169V186H167ZM249 188L248 189V191L247 192H245V194H242V193H240V189L241 190H243L244 188ZM179 188H177V190L179 189ZM182 188V189H181ZM222 188H224L223 186H222ZM162 189V188H161ZM161 189H158L159 191H163L164 192V189L166 190V188H164L163 187V189L161 190ZM34 190V189H33ZM51 190V189H50ZM55 190V189H54ZM62 190V189H61ZM167 190H169V189H167ZM226 190V189H225ZM53 191V190H52ZM159 191H157V192H159ZM171 191V190H170ZM202 191V190H201ZM221 191H222V189H221ZM233 191V190H232ZM49 192V191H48ZM160 192V193H161ZM180 192V193H181ZM218 192V191H217ZM220 192V191H219ZM172 192H170V194H171ZM173 193H174V191H173ZM209 193V192H208ZM208 193H206V194H208ZM244 193V192H243ZM210 194V193H209ZM215 194V193H214ZM161 195V194H160ZM180 198H179V197ZM224 196V195H223ZM180 200H179V199ZM131 199V198H130ZM176 199V198H175ZM129 200V199H128ZM186 200V199H185ZM185 200H183V201H185ZM188 200V201H189ZM203 200H205V201H203ZM214 200H215V202H214ZM182 201V200H181ZM193 201V200H192ZM190 202V203H192L199 211L201 210L200 208H202V205L201 206H196L197 204H201L200 202H198V203H196V205H195V203L194 202ZM128 202V201H127ZM161 201H159V203H160ZM181 203V202H180ZM185 203V202H184ZM162 204V203H161ZM182 204V203H181ZM191 204V205H192ZM212 205L211 207H210V205ZM207 205V206H206ZM159 208H158V210H156L157 212H159L161 209V207L162 206H158ZM195 207L193 208V207H191L192 208V214L193 215H197V216H192V214H189L191 211H189V210H191L190 208H189V212H188V214L187 213H185L186 215H188V216H192V218H197L198 217V215L200 216V215H202V216H200V217H202L201 219L203 220V219H205V218H207L208 216H210L211 214L209 213L210 211L209 210H207L206 212L205 211H203L202 210V212H199V211H193V209H195ZM207 207V208H206ZM163 208V207H162ZM149 209V208H148ZM157 209V208H156ZM160 209V210H159ZM126 210V209H125ZM128 210H130V209H128ZM127 210V211H128ZM126 211V212H127ZM131 211V210H130ZM130 211H128V212H130ZM148 211V213H147V217H149V218H147V220L149 219V220H152V221H154V220H157L158 221V217L159 216H157V213L153 210V209H149V210H146V212ZM194 212H196L197 214H194ZM160 213V212H159ZM158 213V214H159ZM228 214V213H227ZM227 214L225 215V217L227 218ZM191 216H190V218H191ZM203 216H206V217H203ZM212 216V215H211ZM210 216V217H211ZM249 216V217H248ZM122 217V216H121ZM161 218H162V216H160ZM159 217V218H160ZM126 218L128 219V217L126 216ZM195 218V219H196ZM209 218V217H208ZM229 218V217H228ZM243 218V219H244ZM194 219V220H195ZM198 219V218H197ZM196 219V220H197ZM242 219V220H243ZM122 220H123V218H122ZM124 220H126L125 219V217H124ZM129 220V219H128ZM148 220V221H149ZM161 220V219H160ZM169 220V219H168ZM193 220V219H192ZM193 220V221H194ZM222 219H220L219 220V222L221 221ZM224 220V219H223ZM222 220V221H223ZM147 221V222H148ZM152 221H149L150 223L152 222ZM164 221H166V220H164ZM192 221V222H193ZM218 221V220H217ZM221 221V222H222ZM146 222V223H147ZM148 222V223H149ZM159 222H161V221H159ZM157 223L158 224V227L159 226H161V223H163V222H161V223ZM126 223H128V221L126 220ZM130 223V222H129ZM128 223V224H129ZM154 223V222H153ZM242 223V222H241ZM248 223V222H247ZM247 223H246V225H247ZM127 224V225H128ZM193 224V226H194V223H192ZM255 224V223H254ZM30 225V224H29ZM28 226V225H27ZM192 226V227H193ZM196 226V225H195ZM236 226V227H235ZM197 227V226H196ZM211 227V226H210ZM226 227V226H225ZM228 227V228H229ZM244 227H246V228H244ZM55 228H59V225H56V227ZM146 228V227H145ZM145 228H144V230H145ZM171 228V227H170ZM193 228H195V227H193ZM250 228V229H249ZM227 229V228H226ZM148 230V229H147ZM147 230H145V231H147ZM160 230H162L161 228H160ZM193 230V229H192ZM167 231V230H166ZM169 231V230H168ZM84 232H85V230H84ZM151 232H153V231H151ZM194 232L196 233L197 232V230L195 231V229H194ZM223 232V231H222ZM224 232H226L225 230H224ZM230 232V231H229ZM145 233V232H144ZM148 233V239L150 238H152V236H150L149 237V231L147 232ZM154 233V232H153ZM243 233V234H242ZM250 233V232H249ZM156 234V233H155ZM223 235L225 234V233H222ZM250 234H252V233H250ZM153 235V234H152ZM167 235H169V233L167 234ZM221 235V234H220ZM223 235H222V237H223ZM227 234H225L224 235V238H222V239H219L220 240V242H222L221 244H213V246L211 247V252H212V250H213V253H219V252H217V251H219L218 250V248H220V247H223V251L222 252H225V254H226V248H227V246H228V244H226L225 242H226V238H228V236L225 238V236H226ZM235 235V234H234ZM233 235V236H234ZM245 235V234H244ZM247 235V234H246ZM249 235V234H248ZM155 236L156 235H154L153 237H154V240L152 241V239H151V243H149V245L150 246H152L153 247V245L154 244H156V242H157V240H156V238H158V237H156L155 238ZM170 236V235H169ZM230 236H232V235H230ZM229 236V237H230ZM243 236V237H242ZM162 237V236H161ZM235 237V236H234ZM234 237H232V238H234ZM249 237V236H248ZM163 238V237H162ZM170 238V237H169ZM219 238H220V236H219ZM246 238V237H245ZM158 240H160V239H158ZM162 240V239H161ZM164 240H166V239H164ZM170 239H168V241H169ZM219 240H217L216 241V243H220L219 242ZM247 240V239H246ZM246 240H244V241H246ZM260 240V239H259ZM258 240V238L256 237V240H255V238L252 240V238H251V240H250V238L248 239V241H246V243H242V247L238 250V251H233L232 252V250H231V252H232V254L230 255V257H226V259H223L220 263L218 262V260H216L215 261V263L216 264H248V263H250L251 261V263L250 264H263L262 262H264V258L262 257L263 256V254H262V252H263V250H262V248L264 247V243H262V245H260L259 243H261V241H259ZM262 240V239H261ZM133 242H135V241H133V239H131V240H129V243L128 244H125V245H128L127 246V248H126V251L125 252H127V254H126V258H129V260L131 261H128V262H130V264H132V262H133V264H159L158 262L159 261H157V259L158 260H163L164 258H166V257H164L162 254V251H161V253L160 252H158V253H160V255L161 256H163V257H160V255L159 254H157V250L159 251V249H160V247H161V245H163V244H161V245H159L160 243H162V241H160L159 243L157 242V244H158V246H157V244L156 245H154V249L153 248H151L153 251H155L156 252V254H157V256L158 257H152V256H150V255H148L146 252H144V253H146L147 255H148V258H145L144 257V255H141V254H143V253H139L138 251H144V249H140L139 250V248H138V250H137V245L136 246H134L135 244H133ZM153 242H155L154 244H153ZM170 243H171V241H169ZM263 242H264V239H263ZM148 243V242H147ZM164 243V242H163ZM172 243H174V242H172ZM137 244V243H136ZM257 244L258 245H260L259 246V248L260 249H255L256 247L255 246H257ZM147 245V244H146ZM166 245V246H165ZM167 245L169 246L168 248H170V250L173 252V250L174 251H176V249H177V247L176 246H173L172 248H171V246L172 245H169V243L168 244H164L163 245V248H161V250H163L165 247L167 248ZM176 245H177V243H176ZM140 246V245H139ZM165 246V247H164ZM238 246H239V244H238ZM159 247V248H158ZM175 247V248H174ZM255 247V248H254ZM148 248H149V246H148ZM165 248V249H166ZM206 248H207V245H206ZM208 248H209V245H208ZM156 249V250H155ZM173 249V250H172ZM179 249V248H178ZM177 249V250H178ZM215 249H217V251H215ZM206 250H209V249H206ZM222 250V249H221ZM234 250V249H233ZM153 251H152V253H153ZM169 251V250H168ZM215 251V252H214ZM148 252H149V249H148ZM154 252V253H155ZM165 252V251H164ZM170 252V251H169ZM171 252V253H172ZM206 252V251H205ZM208 252V251H207ZM207 252H206V254H207ZM151 253V252H150ZM176 253V252H175ZM212 253V254H213ZM259 253V254H258ZM164 254H166V253H164ZM176 254H178V253H176ZM209 254H211V253H209ZM208 254V255H209ZM216 254H213V256L214 255H216ZM221 255H222V253H220ZM225 254H223V255H225ZM229 254V253H228ZM262 254V255H261ZM139 255L141 256V257H139ZM146 255V256H147ZM167 255V254H166ZM227 255V254H226ZM259 255H260V257H259ZM128 256V257H127ZM190 256V255H189ZM212 256V255H211ZM220 256V255H219ZM144 257V258H143ZM150 257V258H149ZM152 257V258H151ZM168 257H170V256H168ZM168 257L166 258V260L164 259L163 261H161L160 263L162 264V262H164L163 264H165L166 263V261H167V259H168ZM179 257V256H178ZM182 257V256H181ZM222 257V256H221ZM224 257V256H223ZM140 258V259H139ZM143 258V262H141V259ZM161 258V259H160ZM175 259H176V257H174ZM183 258H185V257H183ZM218 258V257H217ZM262 258H263V260H262ZM170 259V258H169ZM187 259H189V258H187ZM221 259V258H220ZM248 259V260H247ZM249 259L251 260L250 262H246V261H249ZM140 260V261H139ZM172 261H173V257H172V259H171ZM178 260H180V259H178ZM183 260V259H182ZM126 261V260H125ZM178 262V261H177ZM184 262V261H183ZM167 263H169V261L167 262ZM180 263L181 264H183L181 261H180ZM171 264H172V262H171Z\"/></svg>",
    "mask_w": 264,
    "mask_h": 264
}]
</instances>
